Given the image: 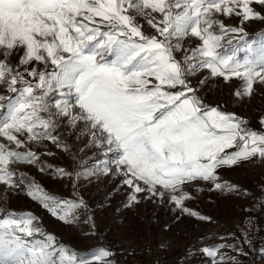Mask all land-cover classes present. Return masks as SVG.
<instances>
[{
	"label": "snow or ice",
	"instance_id": "snow-or-ice-1",
	"mask_svg": "<svg viewBox=\"0 0 264 264\" xmlns=\"http://www.w3.org/2000/svg\"><path fill=\"white\" fill-rule=\"evenodd\" d=\"M254 4L264 0H0V198L22 189L65 224L87 213L82 196L48 192L14 167L22 164L51 169L74 189L81 176H118L128 189L125 207L158 199L205 221L211 217L185 206L186 188L206 182L210 191L247 195L218 170L264 163V115L253 130L235 112L206 104L200 90L236 79L232 95L243 100L264 86V31L249 40L243 28L264 20ZM233 16L240 26L223 22ZM197 74L203 78L193 85ZM65 136H87L86 146L114 159L68 171L41 164L29 147L55 155L48 141L75 160ZM0 211V264H115L103 246L78 252L59 243L30 212ZM222 247L201 251L218 264Z\"/></svg>",
	"mask_w": 264,
	"mask_h": 264
},
{
	"label": "rangeland",
	"instance_id": "rangeland-1",
	"mask_svg": "<svg viewBox=\"0 0 264 264\" xmlns=\"http://www.w3.org/2000/svg\"><path fill=\"white\" fill-rule=\"evenodd\" d=\"M253 7L264 13V6L254 4ZM222 19L228 26H240L239 17ZM138 23L145 31L154 32L143 18ZM243 28L247 33L246 39L251 40L264 31V20L245 22ZM245 55V51L237 53L241 59ZM202 78L197 74L192 77V84L197 85ZM239 83L236 79L230 83L222 79L210 80L200 94L206 104L218 106L224 112H235L247 120L253 130H261L259 119L264 115V86H254L253 95L240 100L232 95ZM3 91L0 87V92ZM65 139L73 146L75 160L72 153L63 152L48 141L43 144L55 155H43L45 148L35 143L29 147L41 154V164L68 171H72L74 166L76 171L93 169L102 166L106 160L114 159L113 153L105 155L102 149L86 146L87 136L80 140L74 136H65ZM14 167L18 172L35 178L45 190L58 197L72 199L79 194L84 198L88 211L72 224L53 217L22 189L14 195L9 192L7 200L0 198V210L34 214L47 233L78 252L103 246L113 253L110 258L115 264H212L213 258L201 250L206 246L224 245L216 258L218 264H264V163L242 162L218 170L223 181L246 189L247 195L210 191L211 185L206 182H198L185 189L192 196L185 201V206L202 216L211 217V221L197 219L180 210L173 211L174 205L161 203L158 199H142L139 204L125 207L128 189L127 186H119L121 177L118 176L73 177L77 185L74 189L72 180L54 179L51 169L40 172L38 165L28 164ZM197 186L203 190L196 191ZM2 191L3 186H0ZM88 216H91V222L85 223Z\"/></svg>",
	"mask_w": 264,
	"mask_h": 264
},
{
	"label": "trees",
	"instance_id": "trees-1",
	"mask_svg": "<svg viewBox=\"0 0 264 264\" xmlns=\"http://www.w3.org/2000/svg\"><path fill=\"white\" fill-rule=\"evenodd\" d=\"M255 235H256V233H255ZM255 235H254V236H255ZM256 239H257V238H256Z\"/></svg>",
	"mask_w": 264,
	"mask_h": 264
}]
</instances>
